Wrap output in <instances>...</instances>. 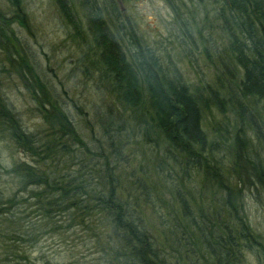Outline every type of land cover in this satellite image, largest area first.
Returning a JSON list of instances; mask_svg holds the SVG:
<instances>
[{"label":"trees","instance_id":"trees-1","mask_svg":"<svg viewBox=\"0 0 264 264\" xmlns=\"http://www.w3.org/2000/svg\"><path fill=\"white\" fill-rule=\"evenodd\" d=\"M5 1L0 50L42 133L24 126L0 81V137L29 158L9 162L0 150V264H53L33 249L57 233L60 216L93 233L107 264H249L247 251L261 264L243 197L250 188L264 193V0H164L210 69L194 88L135 33L126 40L111 0L100 9L82 3L86 29L56 0L71 38L87 48L84 61L127 112L108 109L100 141L93 135L89 143L8 30L27 27L22 2ZM212 109L231 123L216 122L208 134ZM123 124L151 147H141L138 169L127 174L119 162Z\"/></svg>","mask_w":264,"mask_h":264},{"label":"rangeland","instance_id":"rangeland-1","mask_svg":"<svg viewBox=\"0 0 264 264\" xmlns=\"http://www.w3.org/2000/svg\"><path fill=\"white\" fill-rule=\"evenodd\" d=\"M26 13L27 27L18 23L11 25L8 30L13 37L24 44V51L30 56L33 65L42 78L56 93L59 101L67 109L69 116L76 123L78 130L83 134V140L90 142V137L99 138V124L102 114L108 109L116 115L125 116L122 109L114 100L105 94L103 83L98 81L99 75L95 69L84 61L82 55L87 48L71 38V30L59 11L56 0H20ZM80 19L83 29H86V10L82 3L85 0H66ZM110 0H94L99 9ZM118 6L121 13L119 18L125 25L126 40L130 41V33H135L144 45L153 50L156 55L172 71H176L184 82L191 88L199 85L200 78H207L210 69L204 65V54L201 45L195 46L184 37L179 24L169 5L164 0H111ZM92 1L86 2L88 6ZM7 2L0 0V10L7 9ZM103 12H106L103 10ZM114 18V14H111ZM201 24V23H200ZM193 28V27H192ZM129 35H128V34ZM191 33L194 38L195 29ZM0 81L7 101L19 115L24 126L33 133L41 134L42 122L32 108V102L27 96L20 80L8 65L4 53L0 50ZM210 123L204 128L211 134L216 122L229 125L231 122L223 118L212 109L208 116ZM124 125V124H123ZM121 125V128L122 126ZM123 143L119 162L126 174L138 169V160L143 151L151 150L150 145L141 144L124 125ZM231 132L232 128L227 127ZM229 135L231 133H228ZM149 146V147H148ZM92 147V146H91ZM106 148L105 145H103ZM141 147L144 149L141 150ZM0 150L7 161H29V158L15 149L8 141L0 137ZM162 153V151H160ZM160 162V158L156 160ZM148 163V162H147ZM146 166V162L143 163ZM227 165V164H225ZM146 168V167H145ZM1 187L14 188V184H1ZM244 212L250 229L259 238L262 247H258L261 254L260 263L264 264V193L259 189L245 190ZM57 233L45 235L35 245L33 254L50 259L53 264H107L105 256L99 252L101 247L94 243L92 232L83 231L82 225L77 222L69 223L66 217L58 218ZM97 229H102L100 226ZM257 249V247H254ZM256 251V250H255ZM249 264H257L253 253L245 252ZM79 260L78 263L73 261Z\"/></svg>","mask_w":264,"mask_h":264}]
</instances>
